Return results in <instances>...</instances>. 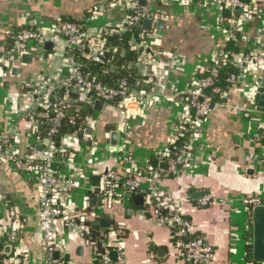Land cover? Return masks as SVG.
I'll return each instance as SVG.
<instances>
[{"label":"crops","instance_id":"crops-1","mask_svg":"<svg viewBox=\"0 0 264 264\" xmlns=\"http://www.w3.org/2000/svg\"><path fill=\"white\" fill-rule=\"evenodd\" d=\"M258 2L261 17H247L243 32L248 38L259 37L260 45L253 48L264 54V35H260V27L264 26V0ZM151 7L159 15L157 22L163 23L162 28L150 31L148 50L154 55L156 65L151 69L140 62L134 64L147 85L143 90L147 96L140 105L132 104L133 116L125 115L124 108L115 102L103 103L99 112L92 108L93 123L87 128L88 137L76 142L73 151L75 167L84 177L69 188L61 206L65 212L82 209L88 221H96L105 235L104 243L116 252V258L118 250L122 252L124 264H187L168 246L169 228L149 221L143 201L141 205L132 201L128 206L95 210L96 189L107 169L126 175L127 170L141 168L147 161L151 163V154L171 141L180 106L171 100L170 90L182 94L195 76L211 64L209 60L220 41L216 33L217 11L212 7L191 0L170 3L156 0ZM128 13L126 0H0V43L13 28H38V23L50 25L62 16L84 21L86 34L93 36L122 25ZM51 44V49L42 54L44 61L32 55L31 63L24 64L20 58L0 74V126L17 129L21 152L26 145L35 143L29 137L35 133L34 126L24 116L28 102L24 103L22 95L27 91L26 84L45 75L47 85L55 87L66 74V41ZM238 47L248 49L244 41ZM7 54L0 45V58ZM250 80L248 76L246 81ZM245 84L240 79L228 92L225 103L208 113L199 141L198 167L151 183L153 189L168 196L188 199L182 211L189 217L192 230L202 234L213 248L215 258L211 264H249L245 257L250 239L249 217L242 200L264 199V152L256 144L258 116L248 112L241 91ZM113 131L119 133L117 147H110ZM124 157L132 162L122 160ZM162 165L158 163L160 170L165 168ZM55 172L57 176L63 175L66 168L59 166ZM38 190L37 182L24 179L9 165L0 163V229L17 239L14 245L7 238L4 247L8 242L10 247H5V261L1 264H12L7 259L13 256L15 248L17 264H44L43 237L38 226ZM196 193L210 194L212 204L198 209L196 205L202 196ZM7 209L17 214L14 233ZM103 217L110 219L109 228H100L98 221ZM57 231L60 250L56 251L57 257L53 254L56 260L64 264H95L93 250L83 239L67 228L58 227Z\"/></svg>","mask_w":264,"mask_h":264},{"label":"built area","instance_id":"built-area-1","mask_svg":"<svg viewBox=\"0 0 264 264\" xmlns=\"http://www.w3.org/2000/svg\"><path fill=\"white\" fill-rule=\"evenodd\" d=\"M154 1L156 0H126L129 14L122 25L116 28L125 31V29L141 24L145 19L157 22L159 15L151 7ZM159 1L170 3L181 0ZM191 1L212 7L217 11L218 27L216 33L220 41L215 45L209 60L214 68L206 77L197 79L196 75L182 94L175 89L170 90L172 92L171 100L180 106V117L173 126L174 136L171 141L151 154L154 161L164 163V170L158 169L149 161L141 168L127 170L126 175L107 169L101 185L96 189L95 210L100 212L115 205L128 206L136 195H140L151 223L163 227H176L175 232L170 234L168 246L176 251L181 259L188 264H211L215 258L213 248L204 236L193 235L191 221L185 217L186 215L182 211V206L188 202V199L168 196L153 189L151 183L155 179H164L171 175L186 173L198 167L200 161L199 141L211 105L213 107L223 105L228 94L220 87H213L212 83L217 78V68L228 61L239 70V74L237 76L230 75L226 82L234 88L240 79L246 82L241 91L248 105V112L258 116L256 144L261 145L260 151L264 152V110L257 107V97L260 93H264V54L253 48L254 45L257 47L260 45L259 37L248 38L243 32L245 19L247 17L260 19L261 9L258 0H247V2L242 0ZM238 11L241 13L239 14ZM227 13L229 16H224ZM38 24L39 26L35 30L22 28L16 33L15 41L18 45L14 49L15 53L0 58V74H2V69H10L12 63L19 60L24 54L35 55L36 58L44 61L42 57V54L45 53L44 45L47 42L55 43L58 40H65L68 45L66 74L55 87L47 85L45 75H39L26 84L27 91L22 97L24 103L28 102V106L26 105L24 116L34 126L35 133L32 136L29 134V137H33L35 143L26 145L25 150L21 152L18 147L19 132L17 129L0 126V163L9 165L24 179L38 183V226L43 237L44 264H64L53 257L54 252L60 250L57 241L58 227L70 229L76 237L83 239L92 248L95 263L124 264L120 250H118L116 262H110L109 253L112 250L104 243L105 235L102 231L98 236L91 234V226L86 223L88 220L84 210L77 208L65 212L62 209L61 202L66 197L69 188L74 187L77 181L84 177L83 172L78 171L75 167L74 144L80 139L85 140L88 136L85 133L80 137L77 134L65 133L60 141H56V136L67 110L75 109L78 112L80 109L79 106L72 107V103L77 100L72 101L70 99L71 94L90 106H92L91 96L95 101L102 103L115 102L124 108L125 115L133 116L132 104L139 103L140 105V102L147 96L146 92L129 89L125 80L121 81L117 89L107 88L100 82L90 79L85 71L87 66L78 64L75 57L69 53V51L77 50L88 63L106 64L105 57L110 49L106 47L105 41L101 38L102 32L89 36L81 32L78 26L70 23L48 25L40 22ZM109 30L104 29L103 31L108 33ZM150 33L142 31L141 34L137 35V38L134 36L129 44L137 53L136 62L152 69L156 65V60L148 50ZM236 34L241 35L240 41H236L237 45L244 41L248 45V49H240L248 53H232L229 54L230 58H228L227 54L224 53V48L229 41L235 39ZM260 35H264L263 25L260 27ZM31 42L35 43V46L28 48L26 45ZM113 69L114 67L110 65L109 70ZM152 74L155 73L152 72ZM248 76L251 78L249 82L246 81ZM135 86L138 87V83ZM209 88L219 100L216 104H213L211 98L205 93V90ZM59 89L62 90V93L54 98ZM40 123L44 125L45 136L43 137L39 135ZM92 123L93 117L91 115L86 117L83 129L87 130L92 126ZM122 160L132 162L128 157H124ZM53 164L66 165L65 174L57 176V173L51 169ZM212 201L210 194H203L196 207L198 209L208 207ZM242 204L247 209L249 217L247 230L250 239L247 240V243L251 245V210L258 205L264 206V199L244 198ZM6 211L9 212L10 220L13 222L11 231L14 233L17 230V214L14 213V210L7 209ZM1 231L2 229H0V245L3 243L1 236L5 234L4 230ZM117 232L119 233V231ZM8 240L14 245L17 244L14 234H11ZM5 247H10L9 242ZM245 257L249 264H256L253 262L251 254L246 253ZM3 261H5L3 258L0 259V264ZM7 261L12 264L18 263L16 248L13 256H10Z\"/></svg>","mask_w":264,"mask_h":264},{"label":"trees","instance_id":"trees-1","mask_svg":"<svg viewBox=\"0 0 264 264\" xmlns=\"http://www.w3.org/2000/svg\"><path fill=\"white\" fill-rule=\"evenodd\" d=\"M244 2H247V0H242ZM129 14V13H128ZM224 16H229V14H225ZM54 23H70L74 24L79 27L81 32L86 33L85 31V22L84 21H77L72 18H69L68 16H62L59 19L55 20ZM33 29L36 28L33 26H25V27H17L13 28L12 31L5 37V40L3 43H0V45H3L7 51V55H12L14 52V49L18 45L15 41V35L16 33L22 29ZM110 30L108 33H105L104 31L101 33V38L105 41L106 47L110 49L108 53L106 54L105 61L107 63L105 64H91L88 63V61L78 52L77 50L69 51L71 55L75 57V61L78 64L86 65L85 71L89 75L90 79H94L95 81L100 82L101 84L105 85L109 89H117L121 83L122 80H125L128 84V88L131 90H144L147 88V85L142 80V77L138 73V68L136 67L135 62L137 59V53L131 48L129 42L133 39L135 35H139L142 33L141 24L135 25L132 28L125 29V31L120 30L116 27H110ZM240 34L235 35V39L232 41H229L225 48L224 53L227 54V57L230 58L229 54L237 53V52H243L248 53L247 51H242L238 45L237 42L240 41ZM237 41V42H236ZM29 44V43H28ZM26 45L28 48L35 46V43H33L31 46ZM68 51V50H67ZM133 64V65H132ZM112 65L114 67L113 70H109V66ZM129 65H132L129 67ZM214 67L209 64V66L202 71V73H198L196 78L200 79L203 77H206L209 75L210 70ZM217 78L213 81V87L217 86L223 89L226 92H229L232 89V85H229L226 80L230 75H238L239 70L234 67L230 61L227 63L220 65L217 68ZM138 83V87L135 85ZM212 88V87H211ZM62 93V90L59 89L56 92V95H54V98H57ZM205 93L211 98V102L213 104H216L219 100L215 94L212 93V90L209 88L205 90ZM70 99L77 100L75 103H72V107H80L78 112L75 111V109L67 110L65 118L62 120L61 126L58 129V133L56 136V141H60L61 137L65 133H73L77 134V136H81L83 133L87 135L88 130L83 129V123L86 117L90 116L92 113V107L89 104H86L84 102H81L77 96L74 94L70 95ZM71 101V102H72ZM40 127V137L45 136L44 134V125L42 123L39 124ZM153 165H156L158 168V163L154 160L151 161ZM159 169V168H158ZM178 175H171L170 177H176ZM248 198V197H246ZM207 208V207H205ZM201 208V209H205ZM189 219L188 216H185ZM190 220V219H189ZM88 225L91 226V234L93 236H98L101 231H99L97 222L94 220L86 221ZM170 234H173L176 230V227L174 226H168ZM193 235H202L198 232L193 231ZM203 236V235H202ZM2 237V242L6 244V240L8 238V233H5ZM0 245V259L4 257L5 247L4 244ZM245 252L248 254H251V245L247 244L245 248ZM245 253V254H246ZM254 262V261H253ZM187 263V262H186ZM188 264V263H187Z\"/></svg>","mask_w":264,"mask_h":264},{"label":"water","instance_id":"water-1","mask_svg":"<svg viewBox=\"0 0 264 264\" xmlns=\"http://www.w3.org/2000/svg\"><path fill=\"white\" fill-rule=\"evenodd\" d=\"M240 14L241 11H238ZM163 23L162 22H153L150 19H145L141 23V28L145 32H150L157 28H162ZM135 38H137V35H135ZM52 47V44L50 42H47L44 45L45 50H50ZM33 56L24 54L21 56V61L24 64H30L32 61ZM91 103L92 108L95 112H99L101 110V107L103 103L101 101H95L94 98L91 96ZM257 107L261 110H264V93H260L257 97ZM211 108H213V105H211ZM118 139H119V133L117 131H113L110 133V147H117L118 146ZM164 166V163H162ZM59 166L62 168H66V165H58L53 164L51 166V169L55 171ZM199 197L202 196L201 193H196ZM134 205H141L142 204V197L140 195H136L133 198ZM251 225H252V242H251V256L252 260L256 264H264V206L258 205L252 208L251 210ZM99 226L101 229L109 228L111 225V221L108 218H100ZM8 248V247H7ZM7 248L5 250H7ZM59 255L58 252H54V256L57 257ZM68 260V255H66V261ZM109 260L111 263L116 262V252L111 251L109 253ZM99 264V263H95Z\"/></svg>","mask_w":264,"mask_h":264},{"label":"rangeland","instance_id":"rangeland-1","mask_svg":"<svg viewBox=\"0 0 264 264\" xmlns=\"http://www.w3.org/2000/svg\"><path fill=\"white\" fill-rule=\"evenodd\" d=\"M14 53H15V52H13V54H12V55H14Z\"/></svg>","mask_w":264,"mask_h":264}]
</instances>
